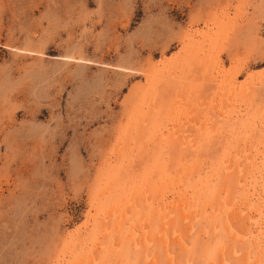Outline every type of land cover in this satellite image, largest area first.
Masks as SVG:
<instances>
[{
	"label": "rangeland",
	"instance_id": "1",
	"mask_svg": "<svg viewBox=\"0 0 264 264\" xmlns=\"http://www.w3.org/2000/svg\"><path fill=\"white\" fill-rule=\"evenodd\" d=\"M204 34L206 57L185 43ZM177 53L188 58H178V74L198 80L181 82L173 114H195L190 103L204 95L194 122L211 125L218 102L206 95L210 68L236 87L264 73V0H0V264L57 263L138 118L148 73ZM223 158L193 165L189 183L202 186ZM137 166L113 185L112 198L146 202L173 187L164 166L153 180L150 166ZM86 232L65 249L69 260L81 253Z\"/></svg>",
	"mask_w": 264,
	"mask_h": 264
},
{
	"label": "bare ground",
	"instance_id": "2",
	"mask_svg": "<svg viewBox=\"0 0 264 264\" xmlns=\"http://www.w3.org/2000/svg\"><path fill=\"white\" fill-rule=\"evenodd\" d=\"M209 35H199L197 39L193 36L185 43L198 56L206 57ZM184 44L182 54L188 52ZM178 58L182 56L177 53L167 61L168 65L148 73L151 90L139 99L134 111L138 118L127 130L121 150L112 152L115 159L108 164L115 165L99 176L102 186L93 191L84 223L70 233L64 245L66 250H73L74 240L87 231V237L78 238L84 248L71 261L63 249L56 264H148L149 259L152 264H264V73L236 87L227 85L210 68L205 79L213 85L206 95L220 108H211L213 121L210 114L205 115L211 125L198 124L195 116L200 114L197 107L204 95L198 96V103L195 97L190 103L196 105L195 114L190 110L177 117V113L173 114V103L181 101V82L198 80L178 74L182 71ZM187 59L183 57L182 62ZM160 129L157 141L152 132ZM232 137L234 141L225 143ZM130 144L133 146L128 148ZM221 155L227 160L223 158V166L211 171L202 186L189 183L193 165L201 166L204 158L214 163ZM137 165L150 166L148 175L152 180L165 167L172 173L171 190H159L146 202L137 197L112 198L113 185L125 183L123 175L140 171Z\"/></svg>",
	"mask_w": 264,
	"mask_h": 264
}]
</instances>
